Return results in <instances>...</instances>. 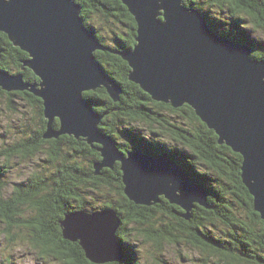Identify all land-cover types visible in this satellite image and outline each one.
Returning <instances> with one entry per match:
<instances>
[{
    "label": "water",
    "instance_id": "1",
    "mask_svg": "<svg viewBox=\"0 0 264 264\" xmlns=\"http://www.w3.org/2000/svg\"><path fill=\"white\" fill-rule=\"evenodd\" d=\"M121 1L137 22L135 45L117 52L131 68L129 79L157 101L192 106L220 144L242 155L243 183L264 220V59L254 58L250 45L214 32L208 18L184 0ZM81 10L76 0H0V31L29 53L24 64L41 78L30 83L22 74L0 70V86L42 97L48 119L44 137L82 136L90 146L101 145L95 173L120 162L124 192L132 202L154 206L163 194L190 220L197 204L211 207L208 190L190 171L160 152H121L117 141L99 129L102 115L84 92L105 87L118 100L122 89L97 60L95 52L108 48L86 27ZM75 212L61 222L63 237L79 242L87 259L116 262L125 254L117 234L123 219L116 208Z\"/></svg>",
    "mask_w": 264,
    "mask_h": 264
},
{
    "label": "trees",
    "instance_id": "2",
    "mask_svg": "<svg viewBox=\"0 0 264 264\" xmlns=\"http://www.w3.org/2000/svg\"><path fill=\"white\" fill-rule=\"evenodd\" d=\"M76 1L82 7L81 16L85 24L90 22L91 28H94L92 25L95 26L96 35L103 40V44L108 48L95 52L97 60L122 89L118 100L113 99L105 87L84 92L83 96L95 111L102 115L99 126L101 131L114 136L127 153L137 149L155 155L160 152L167 157L174 158L178 164L188 169L199 183L211 191H208L210 201H213L216 209L226 216L230 230L223 234L215 232L214 235H211L206 232L208 227H199L196 223H192L197 219L201 224H204L210 218L207 215V208L205 209L206 213H202L207 218L200 215L204 207L197 204L195 207H197L198 214L196 215L195 209L192 210L194 218L192 217L190 223H187V228L188 232L193 230L199 239L209 241L203 246L206 250L219 249L227 254L231 252L233 255L235 254L236 261L241 258V254H249L251 258L258 261L257 264H264V255L260 253L255 255L251 248L249 253V245L244 240H240L242 239L240 235L239 238L236 236L232 238L236 242L230 239L226 240L230 243L231 248L223 245V237H227L228 234H231L230 232L234 233L233 228L236 227L240 229L241 233L254 234L255 237H258L257 240L261 245H258L259 250H264V220L255 210L254 197L243 183L241 176L242 155L227 144H220L216 131L210 129L201 120L192 106L184 104L174 107L170 103L157 101L139 84L129 79L131 70L129 64L114 51L132 48L135 45L137 22L121 0ZM184 2L188 7L198 9L216 26L219 19L215 17H218L219 12H222L234 20L232 25L236 21L245 23V19H249L253 22L251 23L253 32L257 29L264 31V0H184ZM97 21L103 23L107 33L102 32L99 23H93ZM234 27L237 29L236 34L230 30L228 33L231 35L233 33L234 36H227L248 44L251 32L249 33L245 28ZM258 45L262 48L264 43L259 42ZM261 48L256 47L253 50L254 58H263L264 51L262 53L261 50L264 49ZM29 58L28 52L15 46L8 35L0 31L1 70L9 71L12 74L23 73L26 82L39 84L41 78L31 69L25 67L24 61ZM3 92L0 86V95ZM7 93L10 95V106L13 105L14 97L21 98L23 101L27 100L29 104L36 106V123L39 124V127L37 129L30 128L33 130L30 136L25 135L22 140L9 145L10 148L0 151V221L5 224L3 234L13 242L17 239L13 230L14 226L19 225L21 226L19 228H22L23 224H26L30 232L25 238L41 258H53L64 264H93L85 256L79 242H71L63 238L61 222L66 219L67 213H74L75 210L86 208L88 197H97L103 203L102 209L114 207L123 219L119 238L124 244L127 255L124 260L112 264H143L140 256L142 252H139L137 246H133L127 237L135 230L142 231L143 227L144 232L154 233L151 237L148 236L159 244L163 239H166L167 234L172 233L171 229L174 228L172 223L159 222L155 215L145 213L147 212L145 210L152 209L153 206L137 205L125 195L119 162H116L113 168L105 167L99 174H96L95 163L102 160V155L100 151L90 146L84 137L76 138L73 135L64 134L59 138H53L52 148H49L46 144L50 142L44 137L48 119L45 117L43 100L28 90ZM60 125V118L57 117L54 127L58 130ZM136 125H145L149 129H147V133H144ZM24 132L30 133L29 127L26 126L22 130L23 134H25ZM120 135L132 137L134 141L138 140V143L123 144L124 140ZM157 147L161 150H156ZM41 152L48 154L49 166L47 162L42 164L41 168L35 172L37 177L34 175L27 182L16 183L12 193L4 197V189L8 184L3 179L5 168H8L4 160H10L15 156L32 159ZM104 189L106 194L103 192ZM19 191L25 193L20 194ZM229 194L231 200L228 199ZM236 200L239 204L236 203ZM230 203L232 206H236L231 209ZM25 205L33 208V212L26 210ZM243 205L244 207L241 208ZM237 206L248 214L245 219L248 221L247 223H251L248 227H243L237 222L238 219L235 216L241 211V209L237 211ZM172 208L173 210H170L172 213L174 210L184 213L181 208ZM178 219L181 223L189 222L182 217ZM213 219L215 218L212 216L211 224L215 223ZM255 219L257 220L254 221ZM130 225H133L134 228L129 227ZM52 226H55L53 231H51ZM181 231L177 233L181 235ZM197 231L201 235H198ZM168 241L175 243L178 238L174 236L172 240L166 242ZM214 243H219L226 249L224 250ZM248 243L252 247L254 241ZM245 248L248 249L245 251ZM242 251L244 252L241 253Z\"/></svg>",
    "mask_w": 264,
    "mask_h": 264
},
{
    "label": "rangeland",
    "instance_id": "3",
    "mask_svg": "<svg viewBox=\"0 0 264 264\" xmlns=\"http://www.w3.org/2000/svg\"><path fill=\"white\" fill-rule=\"evenodd\" d=\"M219 14L220 15H218V17H215L216 19H219V21L216 23L217 26L214 24L213 21H211V20L207 21L210 29H212L214 32L218 33L221 36H223V35L234 36L233 33L236 34L235 32H237V29L234 26H237L238 28H245L249 33L251 32L249 35L250 47L253 50H255L256 47L261 48V46H259L258 43L259 42L264 43V31H262L261 29H257L256 31L253 32L252 31L253 25L251 24L253 22H251L249 19H245V23H244V21H241V22L236 21L235 22L236 25L235 24L232 25L231 23L234 21L232 18H230L226 14H223L222 12H219ZM216 19H214V20H216ZM93 23H99V28L101 30H103L102 32L107 33L104 30L105 27L103 26V23H101L99 21L93 22ZM89 24H90V22L89 23L87 22L86 27H88L93 32H95L94 31L95 26L92 25V27H94V28H91L89 26ZM109 30H110V28H109ZM230 30H231V32H233L232 35H231V33H228ZM98 39L101 43H103L102 39H100L99 37H98ZM253 39H255V40L251 41ZM232 40H236L235 42H237V44H239V43L241 44V42H238L237 39L232 38ZM257 41H259V42H257ZM249 43H248V45H249ZM242 44L245 45V43H242ZM252 44H253V46H251ZM132 48H128V49H132ZM128 49H119V50L117 49L114 52L117 53L120 50H128ZM261 49H264V45L262 46ZM263 51L264 50H261L262 53H263ZM252 55H253V53H252ZM262 57L263 58L257 57L256 59L262 60V59H264V56H262ZM25 67H28L29 69H31L27 65H25ZM7 72H8L7 74L10 73L9 71H7ZM10 74L15 75L12 73H10ZM17 74H19V72ZM2 89L4 92L0 95V151H2L5 148H10L11 146H9V145H12L13 143L17 142L18 140L19 141L22 140L25 137V135L30 136L31 132H33V130H31L30 128L37 129L39 127V124L36 123V117H37L36 116L37 115L36 106H33L32 104H29L27 102V100L23 101L21 98H18V97H14L13 105L10 106L9 105L10 95L7 92H12L13 90L9 91V90L4 89V88H2ZM35 96H37V95H35ZM37 97L39 99H42V97L39 95ZM31 120H32V122H31ZM25 125L27 127H29L30 133H25V132H24L25 134L22 133V130L26 128ZM136 126L141 128L144 133H147V129H149L145 125L144 126L143 125H136ZM99 129H100V127H99ZM104 134L106 136H111L107 133H104ZM111 137L116 141L114 136H111ZM120 137L122 140H124L123 144H125V143L128 144V142L135 143L138 141V140L134 141L132 137H129L127 135H124L123 137H122V135H120ZM81 138H82V136H81ZM45 139L48 142H50V143H47L46 145L49 148L50 147L52 148L51 144H53V141H52L53 138H46L45 137ZM117 144H118L119 150L121 152H124L127 154V151L123 150V147L120 146L121 143L119 144L117 142ZM89 145H90V143H89ZM91 145L93 148H99L101 146L98 143H96V145H98V146H96L95 143L94 144L91 143ZM156 150H160V148L157 147ZM98 151H100V150H98ZM131 151H134V150H131ZM48 159H49L48 154L47 153L44 154L42 152L35 155L34 158H32V159L21 157V156L12 157V159H10V160L5 159L4 162L8 165V168H5L6 171L3 174V179L5 182H8V184L5 186L3 196L4 197L9 196V194H11L12 191L14 190V188H15L14 185L16 183L19 184L22 182H27L32 176H34L36 174L35 173L36 170L40 169L41 165L44 164L45 162H47V165L49 166ZM172 159H174V158H172ZM174 161L177 162L175 159H174ZM191 176L193 177L192 174H191ZM35 177H37V176L35 175ZM193 178H194V180L198 181L195 177H193ZM198 187H200V186H198ZM201 187L206 189L205 186H203V185ZM103 192H105V194H106L105 189L103 190ZM209 192H211V191H209ZM19 193L24 194L25 192L19 191ZM209 196H210V193L208 195V201H209V205H211V207L206 209V207L204 206V209H202L201 214H200V215H202V213H204L205 209H206V211H208L207 215L210 217V218H208V221H206L204 224H201L197 219H196V222H192V221L191 222L196 223L199 227L200 226L208 227V230H206V232L211 234V235L212 234L214 235L215 232H218L220 234H223V232H228L230 230V225L226 219V216L221 214L218 211V209H216L215 203L213 201H210ZM161 198H163L164 201L162 200L160 203H157L156 205L153 206L152 209L150 208V209L145 210V211H147L145 213H147L148 215H155L157 217L158 221L162 222L164 224L172 223V225L174 226V228L171 229L172 233L167 234L166 239H163L159 244L157 242L151 240V238H150L151 235H153L154 233L148 232V231H147V233L144 232L143 227H142V231L141 230H139V231L135 230L133 234H131L129 237H127L128 241L131 240L132 245L137 246L139 252H142V255H140V256L142 257L141 261L143 262V264H257L258 261L254 258H251L249 256V254H241V258H239L236 261L234 259V257H236V256H234L235 254L233 255V253H231V252H229V254H227L226 252H222L219 249L206 250L203 246L205 243H209V241L207 239H199V237H197V235L195 234V232L193 230L191 232L190 231L188 232L187 223L189 224L190 220H189V222L184 221L181 223L180 219H178V218H181L182 213H180L178 210L173 211L175 214L170 212V210H173L172 207L181 208V210H185V209H183L181 206H179L177 204L171 203L165 196H163V194H161ZM93 199H94V202H93ZM228 199L229 200L232 199V198H230V194H229ZM238 200H240V199H238ZM238 200H236V203L239 204ZM87 201H88V204H86L87 205L86 208L84 207L85 211L89 212V211H95V210H102L103 203L99 199H97V197L95 198V197L90 196V197H88ZM216 204L218 205V203H216ZM229 206L232 209L233 206H236V205L232 206L230 203ZM243 207H244V205L241 206V208H243ZM241 208L239 206H237L236 209L238 211V209H241ZM25 209L33 212V208H31L29 206L25 205ZM194 209L196 210L197 207H194ZM211 210H213V211H211ZM197 211L198 210H196V215L198 214ZM202 216L207 218L205 215H202ZM212 216L215 218V219H213V220H215V223H213V224H211V221H210ZM192 217L193 216H191V218H189V219H192ZM235 217H236V219H238L237 222L239 224H241L243 227H248V225L251 224V223H247L248 221L245 220L248 217V214L246 213L245 210L241 209V211ZM256 220L257 219H255L254 221H256ZM19 227H21V226H19V225L14 226V228H13V230L15 231V234L17 235V239L15 241H13L14 242L13 243L12 241H10V239H8V237H6L5 234H3L5 224L0 221V264H64L63 262H60V261L55 260L53 258L43 259L40 256H38V254L35 252L34 249H32L31 245L29 244L28 239L25 238V236L28 237L27 234L30 232V229L28 228V226L26 224H23L22 228H19ZM54 227L55 226L51 227V231H53V229H55ZM129 227H133V225H130ZM234 228L237 229L236 227H234ZM22 229H24V230H22ZM160 229H162V228H160ZM119 230H120V228L117 231L118 235H119ZM62 231H63V229H62ZM178 231L182 232L181 235H179V233H177ZM197 233H198V235H201L200 232L197 231ZM230 233L231 234H228L229 237L228 236L223 237V241H224L223 245H226L227 247H230L229 246L230 243L226 242V240L230 239L231 241L236 242L234 239H232L233 237H235L234 233L233 232H230ZM236 233H237V236H239L240 229H237ZM244 234L245 233H243V232L241 233V235H244ZM148 235H150V237ZM174 236H176L178 238L177 242H175V243H171L170 241L166 242L167 240H172L174 238ZM202 237H203V235H202ZM244 237H246V239H247L246 243L249 245V251H248L249 253H250V248H251V250L252 249L257 250L256 247L258 245L261 246L259 244V241L257 240L258 237H255L254 234H252V235H246L245 234ZM204 238H207V237H204ZM250 241H254L252 247L248 243ZM71 242H74V241H71ZM172 242H174V241H172ZM214 244L217 246H221V245H219V243H214ZM240 247H243V246L240 245ZM221 248L224 250L226 249V247H224V246H221ZM247 249L248 248H245V251ZM263 251L264 250H257V252H255V251H253V252L255 253V255H259V253L264 255ZM243 252L244 251H242L241 253H243ZM126 255L127 254H122L120 256V257H122L121 259H120V257L118 258L119 255L113 256V258H118L117 261H120V260H124L126 258ZM246 259H248V260H246ZM92 263L96 264L94 262H92ZM112 263L113 262L99 263V264H112Z\"/></svg>",
    "mask_w": 264,
    "mask_h": 264
},
{
    "label": "flooded vegetation",
    "instance_id": "4",
    "mask_svg": "<svg viewBox=\"0 0 264 264\" xmlns=\"http://www.w3.org/2000/svg\"><path fill=\"white\" fill-rule=\"evenodd\" d=\"M234 231V230H233ZM239 235L242 237V239H240V240H244L245 242H247L246 240V237H244V235H241V232L239 233ZM234 236H236V237H238L237 236V233H236V231H234ZM257 248V250H259L260 248L257 246L256 247ZM253 251H255V252H257V250H254V249H252ZM264 252V251H263ZM245 258V257H244ZM246 260H248V259H246Z\"/></svg>",
    "mask_w": 264,
    "mask_h": 264
},
{
    "label": "bare ground",
    "instance_id": "5",
    "mask_svg": "<svg viewBox=\"0 0 264 264\" xmlns=\"http://www.w3.org/2000/svg\"><path fill=\"white\" fill-rule=\"evenodd\" d=\"M82 11V10H81ZM82 13V12H81ZM223 35V34H222ZM224 36V35H223ZM236 41V40H235ZM19 74H22L23 76H24V74L23 73H19ZM132 81V80H131ZM136 83V82H135ZM14 91H18V90H14ZM211 129V128H210ZM94 144V143H93ZM96 144V143H95ZM159 152V151H158ZM162 155L164 156V153H162ZM166 157V159H168V160H172V157H167V156H165ZM188 170V169H187ZM200 184V186H202V184L201 183H199ZM203 188V187H202ZM204 189V188H203ZM206 190V189H205ZM207 198H208V196H207Z\"/></svg>",
    "mask_w": 264,
    "mask_h": 264
}]
</instances>
